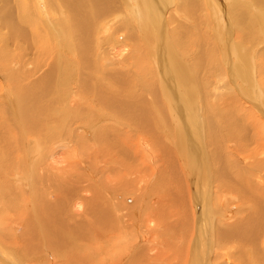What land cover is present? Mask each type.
Instances as JSON below:
<instances>
[{"label": "bare ground", "instance_id": "6f19581e", "mask_svg": "<svg viewBox=\"0 0 264 264\" xmlns=\"http://www.w3.org/2000/svg\"><path fill=\"white\" fill-rule=\"evenodd\" d=\"M219 3L0 0V70L10 71L0 76V163L9 164L7 173L19 186L33 185L23 189L31 205L26 202L21 211L28 231L25 237L18 233L29 264L31 257L59 264L61 255L50 250L78 242L68 219L83 209L89 218L93 208L87 207L90 201L84 208L81 191L68 183L86 176L85 164L108 171L105 179L123 177L125 186L135 187L137 221L131 232L114 217L119 235L106 241L112 228L106 229L101 215L110 211L95 201L98 216L92 218L98 221L78 222V239L106 253L100 249L88 259L69 255L65 264H264V59L253 60L254 43L264 40V0L236 4L231 24ZM202 5L220 26L211 34V53L225 70L213 83L204 78L222 65L209 66V57L200 54L202 44L195 41L198 55L183 62L193 52L185 44L195 37L188 24L199 29L193 12ZM166 24H174L169 36ZM61 103L64 110L55 109ZM48 119L53 125L46 127ZM34 138L40 149L32 145ZM232 198L244 212L231 208ZM7 219L1 211L0 264H20L9 249L19 239ZM115 240L116 256L108 251ZM136 246L137 252L127 255Z\"/></svg>", "mask_w": 264, "mask_h": 264}, {"label": "rangeland", "instance_id": "374dc122", "mask_svg": "<svg viewBox=\"0 0 264 264\" xmlns=\"http://www.w3.org/2000/svg\"><path fill=\"white\" fill-rule=\"evenodd\" d=\"M223 1V2H222ZM239 2V3H237V2ZM244 1H251V0H244ZM243 0H233V2H232V0H220V2L221 3H219L220 4V6H224V9H225V13H226V16H227V19H229V22L230 21H232L231 19V15H233V11L236 9V8H238V5H236V4H239V5H241V3L242 2H244ZM27 3H28V1H27ZM204 3V2H203ZM232 3H234L236 6L235 7H232ZM20 5V4H19ZM28 5L29 6H31L29 3H28ZM243 5V4H242ZM241 5V6H242ZM172 7V6H171ZM181 7V6H180ZM232 7V8H231ZM40 8L41 9H44V7H42V6H40ZM199 9H200V11H199ZM199 9L197 10V11H195V13L193 12V14H194V19H195V22H194V24L195 23H199L200 24V27H199V29H195L194 27H192L190 24H188L189 25V30L191 31V33H192V35H193V39L191 40V42L189 41V42H187L188 43V45H187V43L185 44V47L187 48V49H192L193 50V52H192V54H191V56L189 55V54H187L186 53V55H185V57L187 58V59H185V57H183L184 56V53H182V51H184V49H185V47H183V48H181V54H182V57H183V62H186L187 61V63H190L191 61H194L195 60V57H196V55H198V53L197 52H195V50L197 49V47H196V44L198 43V44H202L201 45V48H200V54L201 53H203L204 55H205V57H209V66H210V63H212V62H214L215 61V64L217 65L218 63H219V65L221 64L222 65V68L221 67H214V69H213V71H212V73L211 74H213V75H211L210 74V72H209V70H208V74H207V76L209 75H211V76H213V77H211L210 76V79L209 78H207V77H205L204 79H208V80H210V81H212V83L216 80V79H218L219 77H217V74H220L219 72L223 69V70H225L224 68L225 67H223L224 65L222 64V63H220V59H218L217 57H215L212 53L213 52H215V47L213 48V45L214 44H212L213 42L215 43V41H214V38H212V36L213 35H211L215 30H217V29H219V25H218V23H217V27H215L214 26V21L212 20V19H214L213 18V16H210V13H209V11H210V9L207 7H203V5H202V7L200 8L199 7ZM209 9V10H208ZM232 9H233V11H232ZM208 10V11H207ZM231 10V11H230ZM211 12V11H210ZM122 15H124V13H122V12H120ZM199 13V14H198ZM196 14V15H195ZM189 15H191V14H189ZM183 17H186V15H184ZM196 17V18H195ZM198 17V18H197ZM186 19H188V17H186ZM215 19H217V18H215ZM211 20V21H210ZM109 23H112L114 20H112V21H110L109 19L107 20ZM207 21V22H206ZM213 21V22H212ZM135 22H136V19H135ZM119 23V22H118ZM180 23H182V24H185L184 22H182V20H181V22ZM212 23V24H211ZM194 24H192V25H194ZM230 24H231V22H230ZM188 25H186L185 24V26H188ZM117 26H119L118 24L116 25V27ZM171 26H174V24H172ZM171 26H169V25H167L166 24V30L165 31H167V36H169L168 34V32H170L171 31V29H172V27ZM202 26V27H201ZM210 26V27H209ZM215 28H214V27ZM219 26V27H218ZM115 27V28H116ZM204 28V29H203ZM7 29V27L5 26L4 27V29H3V31L4 30H6ZM221 29V28H220ZM170 30V31H169ZM3 31H2V36H4L5 37V35H3ZM127 32H128V30H127ZM203 32V33H202ZM120 34L122 33V32H119ZM119 33H117V34H115V35H118ZM135 33V30L133 31V34ZM138 33V32H137ZM202 33V34H201ZM205 33V34H204ZM199 34H200V36H199ZM203 36V37H202ZM3 37V38H4ZM202 37V38H201ZM233 37L235 38L236 37V40L233 42L234 44H236V43H238V37H237V35L236 36H234L233 35ZM240 37V36H239ZM4 39H6V38H4ZM204 39V40H203ZM131 41V40H130ZM197 43H196V42ZM206 41V42H205ZM211 41H213V42H211ZM264 40H259L258 39V41H256L255 43H254V53H253V57H254V63L256 64H258V62H257V60L258 59H264V55L262 54V55H259V52L260 51H264V45H261V43L263 42ZM236 42V43H235ZM190 43V44H189ZM210 43V44H209ZM209 45V46H208ZM209 47H211L210 49H209ZM209 50H208V49ZM212 50H214V51H212ZM203 51V52H202ZM206 51V52H205ZM208 51V52H207ZM212 52V53H211ZM243 52L245 53V52H247V51H245V50H243ZM243 52H241V53H243ZM207 53H208V55H207ZM264 53V52H263ZM21 54V53H20ZM194 54H195V56H194ZM249 54H251V52L249 53ZM36 55H37V52H36ZM189 57H188V56ZM212 57V61H211V57ZM127 56H125L124 58H126ZM193 59V60H192ZM214 59H218V61H217V63H216V60H214ZM190 62H189V61ZM129 61V62H128ZM128 61H126V64H125V66L127 65V64H130L131 63V61H132V59L131 60H128ZM125 63V62H124ZM20 64L18 63V66H19ZM218 65V66H219ZM220 65V66H221ZM186 67V66H185ZM16 68H17V66H15V70H16ZM26 69V68H25ZM6 72H1V70H0V76L2 75L3 77L5 76V74H7V73H10V71L8 70V68H6V69H4ZM124 70H126L125 68H124ZM134 70H135V68H134ZM186 72H191V71H188V70H186ZM213 80H212V79ZM23 84H27L28 82H26V81H24V82H22ZM76 83V82H75ZM74 83V84H75ZM211 83V84H212ZM257 83H258V81H257ZM259 84V83H258ZM261 85H262V82H261ZM229 86V84L227 85V87ZM140 87H143V86H141L140 85ZM262 87H264L263 85H262ZM262 87L260 88V90H261V92L262 91H264V89H262ZM18 90H20V88H18ZM23 90H25L24 88H23ZM11 92H13V93H16L17 92V90L15 89V87L14 86H12L11 87ZM143 92V94L144 93H146V92H144V91H142ZM263 93V92H262ZM8 102V101H7ZM62 105V106H61ZM61 105H58V106H56L55 107V109L56 108H58L57 110H64V103H61ZM3 106V104L1 103L0 104V107H2ZM63 107V108H62ZM6 109V108H5ZM4 109V110H5ZM199 113H200V115L202 114L200 111H199ZM13 122H14V120H13ZM49 122V123H48ZM52 122V120H50V119H48L47 120V124L45 123V125H46V127H49V126H51V125H49L50 123ZM97 122V121H96ZM95 122V123H96ZM52 124V123H51ZM11 125V124H10ZM9 125V126H10ZM53 125V124H52ZM2 131H4V129L2 130ZM131 132V130H129V133ZM17 134V133H16ZM30 136H32V135H30ZM33 137H36V138H38L39 139V134H35V136H33ZM202 140L204 141V138H203V136H202ZM33 141V144L32 145H34V146H39V147H37V148H39L40 149V145L38 144V141H37V139H33L32 140ZM36 142V143H35ZM99 146V145H98ZM98 149V147H96V150ZM12 150H15V148L14 147H12ZM207 150V149H206ZM13 153H14V151H13ZM15 154H16V152H15ZM14 154V155H15ZM38 154H40V151H39V153ZM18 155V154H17ZM133 158V157H132ZM110 159H112V160H115L116 159V156L114 157H111V158H109V160ZM134 159V158H133ZM108 160V161H109ZM17 161H19V159H17ZM105 161H107V160H105ZM1 162V161H0ZM1 165H2V168H1V165H0V207H1V210H0V212L2 211V213H6V215H7V220H6V223H7V228L9 227V229H10V232L12 233L11 235H15L16 236V238L18 237V242H17V244L15 245H10V247H9V249L11 248L12 250H13V253L15 254V255H17V257H18V259H19V261H20V264H26V259H28V256H25V257H22V255L24 256V253H25V251H24V248L26 247V245H24L25 244V242L23 241V237H25L26 236V234H27V231H28V228H27V223H26V221H25V219L24 218H21L22 216H23V213L21 212L22 211V207H24L23 206V204H25L26 202H27V204L25 205L27 208H29V207H31V205H30V202L28 201V199H27V196H26V194L24 193V190L23 189H29V188H33V185L31 186V184L28 186V187H26V186H23V187H21V186H19L20 185V183H18V182H15L14 180H13V178L14 177H11V176H9V173H7L8 172V168L10 167L9 166V164L7 163V162H2V163H0ZM85 166L87 167V172H86V174H84V176L86 175V176H88L87 175V173H91L93 176V179H92V182H90L91 180H89V182L88 181H86L84 178H86V176L85 177H83L82 176V178H80V179H78L77 178V176H75V178H72V181L70 182V183H68V186L69 185H72L71 186V188H75V189H77V190H79V191H81L80 192V194H81V196L85 199H83V202H85L84 203V208H85V206H86V204H88V202L90 201V205H88L87 207H88V209H89V206H94V207H90V209L91 208H95L94 210H96V211H94V212H97L98 210H97V208L96 207H98V204L96 203V202H100L101 203V205H102V207L103 208H105V209H103V211H105L106 212V214H107V212L108 211H110V212H108V214L106 215V216H108V218L106 217V216H104V215H101V216H103L104 217V219H105V222H106V229H108V230H110L111 228H112V230L111 231H108L107 233L108 234H106V235H104L105 236V238L104 237H102V239H105L106 241L107 240H109V239H107V238H111V237H115V236H117V234L119 235V232L117 233H114V231H113V229L114 230H116L117 228H114V226L112 225V223L114 222V220H115V222H116V219L119 221V223H120V226H122L123 228H124V226H126V228H127V230L128 231H131V232H133V223H135V221H137V213L136 212H138V207H139V204H136L135 205V203H134V205H133V203L132 202H134L135 200V196L137 195L136 193H135V187H133V186H125V182H124V179H123V177H121V178H116L115 176L114 177H108V179H105V177L107 176V174H109V172L108 171H102V168H99V169H96V168H90V170H89V166H87L86 164H85ZM11 168H13V170H14V172H16L17 171V167L16 166H13V167H11ZM58 168L59 169H62L63 168V165H61V166H58ZM111 168V167H110ZM74 169H76V168H74ZM84 169V168H83ZM5 170V171H4ZM102 172H101V171ZM89 171V172H88ZM130 172L132 173V171L130 170ZM96 173V174H95ZM3 174V175H2ZM11 174H13V172L11 173ZM31 174L32 173H30V177H31ZM135 175V174H134ZM123 176V175H122ZM101 178V179H100ZM116 178V179H115ZM115 179V180H114ZM119 179V180H118ZM122 180V182H121V180ZM3 180V181H2ZM94 180V181H93ZM112 180V181H111ZM127 180H129V178H127ZM108 181H110V182H108ZM14 182V183H13ZM56 182V181H55ZM61 184H62V181H59ZM87 182V183H86ZM101 182V186H103V187H101L100 186V183ZM92 183V184H91ZM95 183V184H94ZM110 183V184H109ZM17 184V185H16ZM83 184H85V185H83ZM118 184V185H117ZM3 185V186H2ZM36 185L37 184H35V188H36ZM74 185H75V187H74ZM109 185H111V186H109ZM175 185V184H174ZM15 186V187H14ZM31 186V187H30ZM77 186H78V188H77ZM119 186H121V187H119ZM38 187V186H37ZM120 189H119V188ZM174 187V186H173ZM173 187H171V193H172V195H175V193H173V192H175L174 191V188ZM86 188V189H85ZM130 188V189H129ZM133 189V190H132ZM16 190V191H15ZM88 191V192H91V193H87L88 195L87 196H84L83 195V193H85L86 191ZM116 190V191H115ZM28 191V190H27ZM85 191V192H84ZM20 192V193H19ZM100 192V193H99ZM118 192V193H117ZM133 192V193H132ZM98 193V194H97ZM116 193V194H115ZM122 193H126L127 195H126V197H124V199L123 198H120V197H117L118 195L119 196H121L122 195ZM96 194H97V197H96ZM101 195V196H100ZM103 195H104V197H106V198H104L103 197ZM114 195V196H113ZM19 196H21L20 198H19ZM23 196V197H22ZM88 196H90V197H88ZM98 196H100L99 198H98ZM87 197V198H86ZM94 197V198H93ZM103 198V199H102ZM171 198H173V197H171ZM3 199V200H2ZM20 199H22L21 201H20ZM87 199V200H86ZM107 199V200H106ZM123 199V200H122ZM129 199H131L132 201H130ZM169 199V198H168ZM167 199V203L169 202V201H171L172 199H169L168 200ZM31 200V199H30ZM94 200V201H93ZM103 200V201H102ZM96 201V202H95ZM107 201V202H106ZM125 201V202H124ZM231 203H233V204H231L230 206H231V208L233 207H236L237 206V208L235 209V210H237L238 212L237 213H242V212H244V206L243 205H241V203L239 204L238 203V201L236 200V199H234V198H232L231 200H229ZM28 202H29V204H28ZM238 204H237V203ZM10 203V204H9ZM96 205H95V204ZM107 203V204H106ZM2 204V205H1ZM12 204V208L10 207V205ZM131 204V205H130ZM16 206V207H15ZM96 206V207H95ZM107 206V207H106ZM117 206V207H116ZM109 207H111V208H109ZM116 209H115V208ZM136 207V208H135ZM109 210H108V209ZM114 208V209H113ZM242 209V212L240 211L241 209ZM17 209V210H16ZM21 209V210H20ZM89 209V210H90ZM93 209H91V213L89 214L91 217H89L88 218V215H86V216H84V210L85 209H83V211H82V215H76V216H74L73 215V217L72 216H70L71 218H73V219H70V217H69V219H68V228L69 229H71V226H73L72 227V230H73V232L77 235V238L75 237V239L78 241V242H76L75 240H73L75 243H71L70 241L68 242V243H66V242H64L63 243V245H61V247H58V248H55V249H53V250H50V252H56V253H58V254H60L61 255V257L63 258H61V260L62 261H60V263L59 264H65V262L63 261L64 260V258L65 257H69V255H76L77 257H80V258H84V259H88L93 253H96V252H99L100 253V249H101V251L102 252H104V253H106L104 250H103V247H99V245L98 244H94L93 246H91L90 244H87V242H85V241H83V242H81L78 238H80V233H79V229H78V225H77V223L78 222H80V223H84L85 222V220L86 219H88V220H90V221H95V222H97L98 220H97V217H96V219L94 220L92 217L93 216H98V212L97 213H95V215H94V213H92L93 212ZM135 209V210H134ZM240 209V210H239ZM231 210V209H230ZM102 211V210H101ZM100 211V212H101ZM114 211V212H113ZM16 212H18V213H16ZM116 212V213H115ZM20 213H22V214H20ZM100 214V213H99ZM19 218H18V217ZM111 216V217H110ZM136 216V217H135ZM10 217V218H9ZM17 217V218H16ZM85 217H86V219H85ZM116 219H115V218ZM21 218V221H22V219L25 221H22V222H24V224L22 225V227H20L18 224L20 223V219ZM75 218V219H74ZM92 218V219H91ZM14 220L12 223H9V220ZM108 220H109V222H108ZM111 222V223H110ZM26 224V225H25ZM108 224V225H107ZM12 225V226H11ZM17 225V226H16ZM75 226V227H74ZM108 226V227H107ZM113 226V227H112ZM12 227H14V228H12ZM17 227H19L20 229H15V228H17ZM74 228H75V230H74ZM139 229H141V227L139 228ZM21 230V231H20ZM142 231H145V228L144 229H141ZM17 231V232H16ZM20 231V232H19ZM77 231H78V234H77ZM84 231L86 232V234H89V232L90 231H86L85 230V228H84ZM15 232V233H14ZM24 232L26 233L25 235H24ZM138 232V231H137ZM149 232H151V231H149ZM18 233L21 235V236H23L21 239H20V237L21 236H19L18 235ZM80 234V235H79ZM155 235V234H154ZM21 240V242H22V244H21V242H19ZM113 242V243H112ZM112 242H110L111 243V245H109L108 246V251L109 252H111L112 251V249H115L114 247H115V244H116V242H117V240H115V243H114V241H112ZM13 244V243H12ZM67 244V245H66ZM73 244V245H72ZM21 245V246H20ZM66 245V246H65ZM69 245V246H68ZM131 245H133V244H131ZM131 245L130 246H124V247H127V249H130V247H131ZM19 246V247H18ZM24 246V247H23ZM43 245H41V247H42ZM72 246V247H71ZM102 246V245H101ZM113 246V247H112ZM20 247L23 249H20ZM76 248H78V249H76ZM96 248V249H95ZM11 249H10V251H11ZM73 249H75V250H73ZM91 249V250H90ZM116 249H117V247H116ZM139 249V247L138 246H136L134 249H132V250H128V252H127V255H132V254H134V253H136L137 252V250ZM15 250V251H14ZM24 251V252H22V251ZM70 250V251H69ZM78 250V251H77ZM123 251H125L124 249H122ZM114 252H115V250H113ZM111 252L114 256H116L115 254H114V252ZM20 254H19V253ZM22 252V253H21ZM69 252H71L70 254H69ZM77 252V253H76ZM26 254V253H25ZM90 254V255H89ZM126 254V252H123L122 254H120V256L122 257V256H124ZM21 256V257H20ZM101 257H103V256H101L100 255V258ZM21 258H24L23 259V261H22V259ZM34 257H31V258H29V262H30V264H41V263H35V259H33ZM132 259V258H131ZM130 259V260H131ZM31 260V261H30ZM21 261L23 262V263H21ZM97 261H99V260H97ZM44 264H45V262H43ZM69 263L70 264H73L71 261H69ZM27 264H29L28 262H27Z\"/></svg>", "mask_w": 264, "mask_h": 264}]
</instances>
